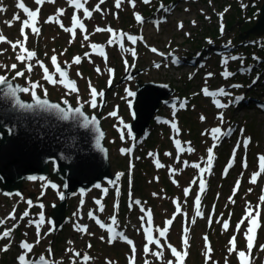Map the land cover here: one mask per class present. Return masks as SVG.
<instances>
[{"label":"rangeland","instance_id":"374dc122","mask_svg":"<svg viewBox=\"0 0 264 264\" xmlns=\"http://www.w3.org/2000/svg\"><path fill=\"white\" fill-rule=\"evenodd\" d=\"M173 1L153 0L151 5H145L142 0H137V6L133 9L125 0L121 9H116L114 0H106L101 5V8L106 10L103 14L93 12L91 19H85V25L90 34V39L87 41L83 39L84 34L79 29H77L75 39L72 40L70 34L65 32L59 24L45 22L50 16L56 14L58 8H64L66 12L60 17V20L65 27H70L74 9L69 6L67 0H56L55 4L46 3L41 8L37 25L40 28V34H31L28 30L27 47L37 53L36 59L31 61L34 65L33 71L28 73L25 65L16 60V52L8 43H0V52H2L0 54V76L7 75L8 78L13 79L16 71H24L23 77H16L14 80L29 88H31V83L38 82L40 87L35 88L36 94L45 95L46 90L47 96L53 99L83 104L89 113L101 116L103 127L106 129V144L110 148L112 170L120 173L119 170L124 169L128 175L132 173L133 177L124 179V202L116 215L117 229L123 230L125 235L136 243L139 253L137 264H144L145 260L149 264H167L168 260H174V258L166 246L162 249L164 253L162 258L152 256L150 253L145 256L143 252V245L146 243L145 234L142 230L138 232L136 229L141 227L140 217L146 215V212L141 211V206H135L133 209L128 207L129 197L131 196L132 199L134 197V195H129L131 183L136 197L141 199L142 207L146 210L151 209L154 228L166 227V220L173 218L176 212L175 202L177 200L180 202L182 213H186L187 216H175L173 224L169 227L167 240L161 239V244H171L180 250L183 227L187 221V225L190 227L188 234L190 248L185 264H205L203 255L205 247L203 237L205 235L209 238L213 248L212 257L217 264H225L226 260L227 264H239L237 254L228 253L229 240L236 234L237 247L246 251V241L243 236L244 226L241 227L239 233H235L234 229L244 216L246 205L260 204V215L263 221L257 231L251 264H264V251H261L259 247L264 245V204H261L259 199L261 195H264V174L257 178L255 184L250 183L252 174L259 170L258 156L264 154V108L259 105L264 101V60H258L262 55L258 54L256 49H242L248 45L245 41L250 39V36L245 34L246 38L241 39L240 33L244 25L242 21H248L259 15L257 12L264 5V0H201L199 2L182 0V2L178 1L177 7H174L171 12L157 9V15H168V20L162 22L159 28L151 21L146 20L143 25L136 22L134 12L148 16L151 11L146 8H153L154 4L159 7L161 3L169 5ZM24 2L33 10L37 7L34 0H24ZM98 2L99 0H88L86 7L92 10ZM0 4L7 8L6 12L0 13V31L13 42L22 39L19 22H14L12 27L3 23L4 20H11L16 12H20L21 17L26 18L24 13L16 8V0H0ZM242 5L246 7H242ZM220 13H224L223 20L220 19ZM79 15L81 19H84L82 10ZM181 22L184 25L182 29L178 27ZM221 24L224 26L223 33L220 31ZM97 26L101 28L110 26L118 31L122 30L135 36H143L144 41L138 40L135 45L127 40L124 41L125 48L135 49L136 57L134 58L130 52L121 51L118 46H108L107 41L110 34L95 32ZM263 36L264 33L259 35V37ZM209 40L212 41L211 44L208 43ZM240 40L243 43L238 44L237 41ZM253 42L257 43L258 47L264 43V39L261 38ZM93 43L104 46V51L108 56L107 63L98 54L99 49L90 48ZM152 47L163 51L165 56H161L158 52L153 53ZM203 47L206 48L201 49ZM85 53H91L90 60L84 58ZM53 55L57 56L60 65L65 62L71 65L70 72L77 79L78 92H72L70 85L65 86L68 84L66 79L65 84H52L44 79V73L36 60L43 61L49 71L55 74V68L51 61ZM77 56L83 58L79 65L73 63V58ZM176 56L181 57L185 61V65L175 64L172 60ZM230 56H238L241 59H229L225 66L223 59ZM125 59L128 61L127 69L124 63ZM13 63L17 64L15 71L10 69ZM156 64H159L160 67H155ZM3 65L9 67L6 69L2 67ZM97 67L100 68V72L96 71ZM243 67H246L245 71L241 70ZM108 68L114 70L112 74L108 72ZM139 69H141L140 72H138ZM252 69L260 72L259 75L252 72ZM129 70L134 72V76L121 81V78ZM226 70L234 75L225 78L222 73ZM78 72L82 75H77ZM208 73H213V76L208 77ZM55 78L59 79L60 77L55 74ZM138 79L144 82L170 83L176 88V92L171 95L173 96L171 104L163 106L158 113L157 117L163 118V121L157 119L154 122L150 132L137 143L139 147L136 153L122 154L121 149H129L137 141L129 132V124L134 119L132 109L134 95H129V91L134 93ZM89 80L98 92L104 93L102 97L96 98L98 105L96 108L91 107ZM110 80L111 84H109ZM253 81L256 82L253 83ZM233 85H241V87H232ZM204 87H208L210 91L224 88L232 95L227 97L205 96L201 92ZM23 95L25 97L32 96L31 92L23 93ZM241 95H245V102L240 103L238 100L235 103H230L227 108H218L214 103V100H219L221 103L229 104L230 101L236 100ZM185 101L186 107L181 108L180 103ZM262 104L264 105V102ZM113 111L117 113L116 116L109 115ZM220 112L224 113V123H221L217 118ZM201 116L206 119L201 120ZM172 122H175L181 130L178 137L171 127ZM125 125L128 128H125ZM215 127H221L224 130L232 128L233 132L230 136L215 141L217 147L214 149L213 168L211 174H205L207 190L200 196L201 210L204 215L196 217L194 201L199 193V181L197 180V185L191 186V192L187 197L184 195V189L190 186L194 177H198V169L191 166L185 167L183 161H188L189 165L199 162L201 167H206L201 158L206 160L207 149L212 147L214 141L211 135H202V133ZM121 129H124L123 140L121 139ZM241 129L244 130L243 133H241ZM173 137L180 139L185 146H187L186 142H190L191 147L195 149L191 153H182L179 163L176 162L177 149ZM245 137L252 138L247 149L242 144ZM238 141L241 142L239 155L233 167L228 169L227 175H225L229 155ZM169 152L172 153L171 156L165 155ZM149 153L157 154L160 163L165 167L157 168L154 158L149 156ZM245 158L249 164L248 168L242 167V161ZM170 168L179 169L174 177L170 175ZM173 179L177 183H173ZM237 181H239V190L234 193ZM46 182L47 179H38L26 181L24 185L23 197H29L28 195L33 192L32 205L34 207L33 217H25L23 224H20L18 228L19 239L36 241V225L35 223L29 224L28 221H37L40 212L47 211V214H43L47 223L41 225L45 226L43 234L40 233L43 237L40 241L43 250L50 246L59 252L58 256L70 259L71 253L66 249L69 247L80 248L82 255L86 252L94 257V260L89 264H105L106 260H111L114 264L128 263V257L131 255L130 246L119 239L114 244L107 243L109 233L106 229L95 226L94 232L89 231L94 235H87L76 231L75 227L70 225L64 228L61 238L55 237L61 230L55 233L54 231L49 232L48 229L52 226L48 227V212L52 210L54 203L59 201L62 188L51 189L46 186L45 192ZM42 193L45 194L44 198L38 200ZM153 193L158 195L153 196ZM230 197L235 200V203L230 201ZM19 198L18 195H4L0 192V215L4 216L9 210L15 208L19 216L26 209L21 203L16 205V202L21 199ZM118 198L119 195L112 192L110 203L114 205L122 199V197ZM88 201L91 206L89 199ZM113 205L110 206L112 210ZM110 213L106 218L107 225L112 223L109 217L113 213ZM210 213L212 214L211 224H209ZM1 216L0 219H2ZM193 218L196 220L195 224H191ZM217 220L221 222L218 223ZM224 220L229 222L227 231L222 228ZM245 225H247V221H245ZM101 236L105 237L103 241L100 239ZM56 239H61V243L59 240L56 242ZM69 241H72V244H69ZM16 242L15 239H11V249L4 257H1L3 258L1 264H17V256L20 253L15 247ZM88 243L92 245L90 249L87 248ZM151 247L153 251L160 250L156 245ZM58 256L55 255V257ZM65 264H70V260Z\"/></svg>","mask_w":264,"mask_h":264},{"label":"snow or ice","instance_id":"6c2138e0","mask_svg":"<svg viewBox=\"0 0 264 264\" xmlns=\"http://www.w3.org/2000/svg\"><path fill=\"white\" fill-rule=\"evenodd\" d=\"M88 0H67V3L69 4V6H71L74 9L73 15L71 17V26L70 27H65V25L63 24V22L60 20V17H62L65 12L66 9L64 8H58L56 11V14L54 16H50L45 22L46 23H57L59 24V26L65 31L68 32L72 38V40L75 39L76 35H77V29H79L84 35H83V39L85 41L90 39V34L88 33V30L86 28V25L84 23V19H91L93 17V12H97V13H101L103 14L106 10L101 8V5L104 4L106 2V0H99V2L95 5L94 9L89 10V8L86 7ZM153 2V0H142V3L145 5H151ZM34 3L37 5V7L33 10L32 8H30L29 6H27L24 2V0H16V8H18L19 10H21L26 18H22L20 15V12H16L13 14V17L11 20H4L3 23L5 25H7L8 27H12L14 22H19L21 24V28H20V36L22 37V39H17L15 42H13L12 40L8 39L6 36L3 35L2 31H0V43H8L11 48L13 49L14 52H16V60L25 65V69L28 73H31L33 71V67L34 65L31 63L32 60L36 59L37 57V53L34 50H29L27 47V43L29 40V31L31 34H35V35H39L40 34V28L37 26L39 23V17L41 15V8L46 4V3H51V4H55L56 0H34ZM125 3V0H114V7L116 9H121L122 5ZM127 3L133 8L135 9L137 6V0H127ZM242 7H246L245 5H242ZM160 8L164 9L165 12L169 11V9L167 7H165V5H163V3L160 4ZM82 10L83 13V18L81 19L79 13ZM7 11V8H5L2 4H0V13H4ZM225 11H227V9H225ZM223 15L224 13H220V19L223 20ZM134 18L136 20L137 23L143 25V23L145 22L144 17L138 13V12H134ZM163 22V18L160 20H155L153 21V23L156 25L157 28H159L160 23ZM193 24H195V21H193ZM179 28H183L184 25L181 22L178 25ZM220 31L221 33H223L224 31V26L223 24H221L220 27ZM95 32L99 33V32H107L110 34V38L107 41V45L108 46H118L121 51L123 52H130L131 55L135 58L136 57V51L134 48H125L124 46V41L127 40L129 41L131 44L135 45L137 43V41H144L143 36H135L126 32H123L122 30L118 31L115 30L113 28H111L110 26L108 27H104L101 28L99 26H97L95 28ZM208 43H212L211 40L208 41ZM230 43V42H229ZM90 48L93 50L99 49V55L102 56L105 60V63H107V53L104 51V46L103 45H97L95 43L90 45ZM17 49H19V51H17ZM151 51L153 53H157L158 49H156L155 47L151 48ZM0 54H2V52H0ZM161 56H164V53H159ZM84 58H88L89 60L91 59V53H85L84 54ZM82 57H74L73 58V63L79 65L82 62ZM229 59L231 60H238L241 59L238 56H230V57H225L223 59V64L225 66H227ZM51 61L52 64L54 65L55 68V74L59 75V79L55 78V74L50 72L48 67L43 63V61L40 60H36V63L41 67L43 73H44V79L48 80L49 82H51L52 84H65V79L67 77V72L66 69L64 67H61L60 63L58 62V58L56 55H53L51 57ZM175 62V61H174ZM125 65H126V69L128 68V61L127 59H125L124 61ZM242 63V60H241ZM65 64L67 65V67H71L70 64H68V62H65ZM134 66V65H132ZM2 67L4 68H8L9 66L7 65H3ZM155 67L159 68L160 65L156 64ZM10 69L15 71L17 69V64L13 63L10 66ZM108 72L110 74L113 73V69L108 68L107 69ZM250 71V69H248ZM97 72H100V68L97 67L96 69ZM25 75L24 71H16L15 72V77H13V79H15L16 77H23ZM77 75H82L81 73H77ZM222 75L227 78L230 76H233L234 73L229 72V71H224L222 73ZM208 77L213 76V73H208L207 74ZM130 78V77H129ZM256 81H253V83H255ZM31 83V82H30ZM89 84V91H90V96L92 97V101H91V107L96 108L98 107L97 103H96V98L98 96L102 97L104 95V93L102 91L98 92V90L92 85L91 81L89 80L88 82ZM109 84H111V80L109 81ZM0 85L4 86L3 89V94L5 97H11L15 100V103L17 105H19L22 108H31L32 105H24L19 98L17 97V93L18 92H23V93H28L31 92L33 98L36 101L37 105H40L41 107H51L52 109H57L60 110L59 105H48V101L47 99L41 100L39 96L36 95L35 93V88L40 87L39 83H31V88L29 87H20V86H13L12 82L8 79L7 75H3L0 76ZM70 87V90L72 92H78V88L75 86V82L74 81H68V84H66L65 86ZM232 87H241V85H233ZM201 92L205 95V96H210V97H216V96H231L232 94L228 91H226L225 89L221 88L219 90L216 91H210L208 89V87H204L201 89ZM45 95H47V91L45 90ZM129 95H135L134 93L129 91ZM243 99V97H239L236 98V100L234 101H230L229 104L226 103H221L219 100H214V103L216 104V106L218 108H227L229 107L230 103H235L238 100ZM66 103V101H65ZM173 107H175V105H173ZM180 107L184 108L186 107V101L185 102H181L180 103ZM262 108H264V105H261ZM62 111V110H60ZM75 112L77 114H81L80 113V109L77 108L75 110ZM110 116H116L117 113L115 111L109 113ZM217 118L220 120L221 123H224V113L220 112L218 113ZM86 119V118H85ZM206 119L205 117L201 116V120ZM93 122H94V118H93ZM171 127L174 129L176 136L178 137L180 134V128L178 127V125L175 122L171 123ZM125 128H128L127 125H125ZM130 131V130H129ZM241 133H243V129L240 130ZM233 132L232 128H228L226 130L222 129L221 127H215L212 128L210 130H206L205 132L202 133V135H211L214 143L212 145V147H209L207 149V158L206 160H204V158H201V160L206 164V167H201V163L199 162H195L192 163L191 165H189L188 161H183V165L185 167L187 166H191L195 169H198V177H194L193 180L190 182V186L188 188L184 189V195L185 197H187L189 195V193L191 192V186L192 185H197V180L199 181L198 183V188H199V193L196 196V199L194 201L195 204V216L196 217H203L204 213L201 210V199L200 196L207 190V181L205 179V174H211L212 168H213V163L215 160V152L214 149L217 147V144L215 143V141H218L220 139H222L225 136H230ZM100 135L102 136L103 133H100ZM121 139H124V129H121ZM174 140V145L177 149V156H176V162H180V155L184 152H194L195 149L191 147L190 142H186L185 146L184 144H182L181 140L173 137ZM252 142V138L251 137H245L242 141L243 147L245 149L248 148L249 144ZM97 143H99V141H97ZM241 146V142L238 141L236 147L233 149V155L232 158L230 160V162L227 164L226 168H225V175H227L228 169L233 167V163L235 161V155L237 150L240 148ZM132 151L131 148L129 149H121L122 154H129ZM165 155L171 156L172 153H165ZM149 156H152L154 158V163L156 165L157 168H163L165 167L164 164L160 163L158 155L155 153H149ZM131 167V165H130ZM242 167L243 168H248L249 164L247 159L245 158L242 161ZM258 168L259 170L254 172L251 176L250 179V183L255 184L257 182V178L261 176V174H264V154H261L258 156ZM170 175L171 176H175V174L178 173L179 169L176 168H170ZM124 175L123 173H120L117 175L115 180H109L108 183L110 185H112L114 188H116L117 191V195H119V187H118V182L120 180V177ZM158 179V178H156ZM173 183H177L175 181V179H173ZM53 187H56L55 185H53ZM96 188H100L101 185L97 184L95 185ZM239 190V181H237L235 187H234V193L236 191ZM108 189L104 188L103 192L107 193ZM249 191H251V189H249ZM5 195H9L7 193H5ZM17 195H19V193H17ZM157 193H153V196H157ZM60 198L63 199V193L60 194ZM130 199V203H129V208L131 209L133 205L135 206H141V211L142 212H146V215H142L140 217L141 220V227L139 229H136L138 232L139 231H143L145 234V241L146 243L143 245V252L145 254V256H147L149 253L152 256H155L157 258H162L164 253H163V248L166 246L168 250H170L172 257L174 258V260H168L167 264H185L186 258L189 256V248H190V242H189V232H190V227L187 225V221L185 226L183 227V234H182V247L180 250H178L176 247L172 246L171 244H161V239H164L165 241L167 240V234L169 232V227L173 224V220L175 219V216L177 215H184L185 217L187 216L186 213H182L181 210V204L180 202L177 200L175 202L176 204V212L173 215V218H170L168 220H166V227L164 228H154L152 226L153 221H152V211L151 209H144L142 207V202L138 199H132L131 196L129 197ZM230 201L232 203H235V200H233L231 197L229 198ZM261 204H264V195H261V197L259 198ZM27 203L29 205L32 204V201L29 200L27 201ZM96 204L98 205V209L97 211L99 212H104V205L100 200L96 201ZM41 207H43L41 205ZM119 202L117 201L116 203H114L113 205V215L111 217H109V219L111 220V225H107L105 222H103L102 220H100L94 211H89L88 216L89 219L94 220L100 228L102 229H106V231L109 233L108 236V240L107 243L109 244H114L118 239L119 240H123L127 245L130 246V252L131 255L128 257V264H136V253H137V246L136 243L130 239L127 235H125V233L123 231H117L116 229L118 228V221H117V213L119 211ZM29 216V211L25 210V212L20 216V220H24L25 217ZM212 214H209V224H211L212 222ZM259 218H260V204L256 205V206H252L251 204L246 205V210H245V214L244 216H242L241 220L239 221V223L235 226L234 232L235 233H239L240 229L242 226H244V231H243V236L244 239L246 241V251L245 250H240L237 247V235L234 234L231 239L229 240V247H228V253L232 254V253H236L237 254V258L239 261V264H251V260H252V250L253 248L256 246L255 241L257 238V231L258 229L261 227V224L259 223ZM8 220H12V221H16L17 217L15 214V208L13 209V211L11 213H9V215L6 218L0 219V225H4L7 223ZM245 221H247V225H245ZM45 222L44 219V215L43 213L40 214V221L36 222V221H32L29 220L28 223L29 224H34L36 225L37 228V239L35 241V243H29L27 240H22L19 244V247L22 249V252L17 256V264H63V261H55V260H51L47 257H45L44 255L39 256L38 258H30L29 254L33 252V249L35 248V246L37 244L40 243L41 239L43 238L40 234V227L41 225ZM217 222H221L220 220H217ZM196 220L195 218H193L191 220V224H195ZM19 226V223L17 222L16 224H14L11 228H6L3 232H0V241L8 239L9 243L5 244L3 246V248H0V251L3 252H7L11 246V237L13 235V232L15 231V229ZM222 228L227 231L229 229V222L228 220H224L222 222ZM54 227L49 229V232L53 231ZM75 230L78 232H81L82 234H87V235H94V233H91L88 231V226L87 225H75ZM47 234V233H46ZM25 235H27V233H25ZM100 239L103 241L105 239L104 236H101ZM204 241H205V247H204V251H203V255L205 256V264H209V261H211V264H217L216 261H214L213 257H212V253H213V248L209 242V238L205 235L203 237ZM69 244H72V241L68 242ZM152 245H156L158 249L157 251H153L152 250ZM87 247L90 249L92 247V245L89 243L87 245ZM260 250L264 251V245H260ZM67 252L71 253L70 256V264H89L90 261L94 260V257L90 256L88 253H84L83 255L81 254L80 251L75 250L74 248H67L66 249ZM47 252L49 254V257L52 255V248L49 246V248L47 249ZM105 264H114L113 261L111 260H106ZM144 264H149V262L147 260H145ZM225 264H227V260L225 261Z\"/></svg>","mask_w":264,"mask_h":264},{"label":"water","instance_id":"95a60500","mask_svg":"<svg viewBox=\"0 0 264 264\" xmlns=\"http://www.w3.org/2000/svg\"><path fill=\"white\" fill-rule=\"evenodd\" d=\"M263 33L264 5L257 23L247 34ZM61 67L66 69V78L76 82L69 75L67 65ZM133 75L130 70L121 81ZM9 80L14 87H27ZM137 85L134 120L129 128L135 137H141L175 88L170 83L143 82L141 79L137 80ZM3 89L0 85V190L3 194L21 193L25 181L39 177H47L49 183L62 186L64 198H60L50 213L59 228L66 222L67 200L77 190L84 192L96 183L117 177L113 175L110 149L105 142L106 129L100 115L89 114L83 104L73 105L69 101L65 103L36 94L41 100L47 99L49 106L59 105L60 111L41 107L33 96L27 98L23 92H18L17 97L24 105H32L22 108L13 98L5 97ZM77 108L82 115L75 112Z\"/></svg>","mask_w":264,"mask_h":264},{"label":"trees","instance_id":"16d2710c","mask_svg":"<svg viewBox=\"0 0 264 264\" xmlns=\"http://www.w3.org/2000/svg\"><path fill=\"white\" fill-rule=\"evenodd\" d=\"M257 13H259V11ZM259 15H260V13H259ZM259 15L254 16L253 18H251L248 21H245V20L242 21V22H244V25H243V30H241V32H240L241 35L242 34L245 35V34L248 33V31L257 23V19H258ZM261 38L263 39L264 36L263 37H259L258 35H251L250 39L245 41L246 43H248V45H246L244 47L242 46L243 47L242 49H244V50H249V49L255 50L256 49L258 54L262 55L261 57H264V43L257 47V43L253 42L254 40H258V39H261ZM237 43L240 44V43H243V41L240 40V41H237Z\"/></svg>","mask_w":264,"mask_h":264},{"label":"flooded vegetation","instance_id":"af4514ba","mask_svg":"<svg viewBox=\"0 0 264 264\" xmlns=\"http://www.w3.org/2000/svg\"><path fill=\"white\" fill-rule=\"evenodd\" d=\"M84 23H85V19H84ZM262 221H263V219H262ZM138 254H139V253H138V251H137V253H136V257H138Z\"/></svg>","mask_w":264,"mask_h":264}]
</instances>
